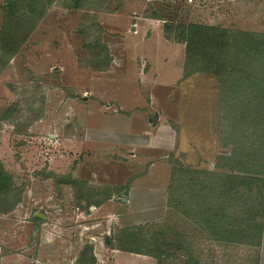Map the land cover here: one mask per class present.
I'll list each match as a JSON object with an SVG mask.
<instances>
[{
	"label": "rangeland",
	"instance_id": "1",
	"mask_svg": "<svg viewBox=\"0 0 264 264\" xmlns=\"http://www.w3.org/2000/svg\"><path fill=\"white\" fill-rule=\"evenodd\" d=\"M239 30L250 32L242 36L254 51L264 49V0H0V49L15 50L0 53V158L12 174L0 163V228L18 239L11 249L41 250L42 261L53 254L57 264H260L264 184L235 175L233 188L226 186L233 191L211 189L214 176L179 163L173 132L162 131L164 123L178 129V93L189 70L215 81L218 111L210 121L219 130L233 125L227 137L232 134L237 145L241 124L257 131L264 67L234 64L242 54ZM152 37L184 41L179 51L170 45L178 56L169 55L164 71L169 77L182 66L181 52L184 75L163 86H156L154 70L149 74L145 44ZM235 74L248 76L249 103L255 102L244 116L241 92L237 98L228 86ZM127 88L136 92L135 106L115 111ZM156 113L161 125L151 134ZM99 114H134L126 122L134 131L128 126L106 140L98 124L107 121ZM140 122L146 132L138 130ZM153 146L170 150L176 177L171 172L168 204L166 192L156 193L153 185L150 193L139 190L132 206L123 205L131 181L149 172ZM194 178L199 186L190 188ZM151 179L163 181L161 170ZM48 232L52 239L43 244Z\"/></svg>",
	"mask_w": 264,
	"mask_h": 264
},
{
	"label": "crops",
	"instance_id": "2",
	"mask_svg": "<svg viewBox=\"0 0 264 264\" xmlns=\"http://www.w3.org/2000/svg\"><path fill=\"white\" fill-rule=\"evenodd\" d=\"M141 18H149V17L141 16ZM137 23H138V26L140 27L141 22H139L138 20ZM134 28L135 26H131V29H134ZM148 29H146L145 31L146 32L149 31ZM137 30L138 32L140 31L139 28ZM150 30H152L153 32V28ZM157 34L158 32H156V35ZM245 34L249 35L250 32L247 30H241V31L239 30L236 32V45L237 47L238 46L240 47L242 54H241V59L235 58L234 64L236 65V62L239 61L241 62L240 63L241 66H242V62H246V64L249 65L248 63L251 61L254 66L256 64L258 67L259 66L264 67V49L254 51L253 47L247 42H245L246 39L243 38V36H246ZM154 35L155 33L153 34V36ZM155 37H152L151 39H147L148 42L145 44L146 45L145 49H149V50L151 49L150 50L151 53L149 54V56L152 57L151 59H149L151 68L149 69L150 72L149 71L148 72L150 74L151 70H154L155 72L154 74H157L156 76H154L156 79V86H159V85L163 86L164 84L172 83V81H174L175 78L179 77L180 74H182V76L184 75L183 64L185 61L182 60L183 54L181 52H179V57L177 59L180 62V66L181 65L182 66L181 67L179 66L180 67L179 69L172 68L173 74L169 77H166V75L164 74L165 68L167 67L166 63L169 60V55H171V53L174 52L175 53L174 56L175 55L178 56V53H176L175 50L178 49L179 51L180 50L179 47L180 45L184 43V41L183 43L182 42L173 43L176 45L175 46L167 38L163 37V40H158ZM170 45H173V47H175V50ZM164 49H167V51L164 52ZM244 52L246 53V55L243 54ZM246 56L251 59L247 58ZM243 58H246V59H243ZM191 66L193 67V65ZM261 72L263 73L262 74L263 76H261L262 80H259V81L263 84V87H264V70ZM189 74H190V70L185 72L186 77H184L185 78L184 79L185 82L183 83L184 87L182 88L181 92L178 93L179 98L177 101V108L179 107L178 109L179 113L177 115L178 122L176 123L178 125L177 126L178 129L174 130L171 125H168V124L165 125V123L163 124L164 128H162V131L165 132V134L166 133L171 134L173 132L172 135L175 138L174 143L172 144V146H174L173 150L174 148H176L177 155L178 157H180V158L178 157H175V158L184 167L189 166V168L200 171V172L202 170H204L205 172L209 171V174L213 176H219L221 179L222 177H226L227 175L229 176L237 175V176H245L248 178H256V179H259L260 182L264 184V119L262 120L259 118V107L260 105L262 107L263 102H264V99H263L264 95L261 96L262 94H264L263 90H260V92L258 93L260 95L257 96V102H256L257 104V126H258L256 128L257 131L255 129L251 130V128L244 123L241 124L240 138H242V143L240 145L238 143L237 145V143H235L233 140L232 134H231V137L229 135L227 137V131H228L227 124L225 125V127L221 126L222 129L219 130L220 126L216 127L213 124V122L210 121L212 119L213 114H217L216 111H218L216 109L215 103L217 101V94L219 93V89L217 90L215 83H214L215 81L211 78V75L209 77L207 73L199 72V71H194L190 75ZM205 77H208L210 79V80L208 79V86L206 85L207 78ZM244 79H242V76L240 77V75L235 74L233 79L229 80V85H228L229 88H232L231 91L235 92L237 98L239 96L238 95L239 92H241V96H240L241 103L239 104V108H241L242 116H244L245 113L249 114V107H253L255 103V102H252L251 104L249 103L252 96L250 94L249 89H247L244 83H247L249 85L250 80L248 76H245ZM189 80L192 81L194 85L193 84L187 85L186 83ZM185 87L187 89L190 88V90H192V92L188 90L189 93H191L190 98L192 99L191 101L188 102V104L185 98V94H186ZM231 91L229 93H231ZM123 93H126L128 95L126 97H123L122 96ZM134 93L136 92L134 91ZM134 93L131 92L129 88L122 89L120 95H121V98H124L123 99L124 101L120 104L121 105L120 107L118 106L115 107V111L119 112V110H128V108L131 109L133 106H135L137 99L135 98ZM181 93L183 94V98H182ZM245 98H248L246 103H244ZM111 106L112 104L110 102L107 103L108 108H110ZM119 115L117 114V116ZM99 116H101L104 121L105 120L107 121V123L105 122V123L98 124L99 128H102L104 132L102 135L103 137H105L106 140L108 139L109 136L111 137L113 136L112 134L117 133L121 130L128 131L126 130L128 126L131 127L130 125H128L131 121L130 118L137 117L136 115L134 116V114L133 116H129V117L126 116V117H119V118H113V119H110V117L104 116V114L103 115L99 114ZM161 116L162 115H160L159 113H156L153 119L150 118V120H152L153 123L151 125L152 126L151 129L147 131L148 133L150 132L151 134H153L155 131V128L161 125L160 124ZM242 116H241V121H242ZM98 119H101V118H98ZM143 122L145 123L144 120ZM144 123L140 122L137 124L138 130H141V132L142 131L146 132L145 126H143ZM123 126H126V127H123ZM133 129L134 128H132V130L128 132L132 133V131H134ZM229 129L233 133V125L232 127L229 126ZM186 131H188L187 134H186ZM197 134H199V139L197 137ZM108 140L111 141V139H108ZM176 141L178 142L177 147H175ZM169 143H170V140L167 141V145ZM125 144H131V143L128 142ZM186 144L194 148V150L197 152V157L192 155L191 149H188ZM149 150L151 151L149 155L153 157L151 168L148 173L137 176L131 181V183L129 184V189H128V192H129L128 201L126 198H120V202L124 203L123 205L132 206V204H134L136 199H138V196H137L138 191L142 189V190H148L150 193L149 189L153 185L157 186L156 193L159 191L166 192V195H167L166 202L167 204L169 202L168 197L170 195V184L169 183L171 180V172L173 174L172 179L174 180V178L176 177L175 172L173 171L174 168L171 167V164L168 160L170 152L169 153L167 152L170 150L166 149L165 146L164 147L163 146L161 147L153 146L149 148ZM156 152L159 153L160 156H158ZM155 153H156V157H154ZM0 161L4 169L9 173V175H12L11 172L8 171L7 166L5 165V162L1 158H0ZM248 162L258 163V165H260L261 163V166H262L261 170L255 171L253 170L255 167L249 168L248 166H246ZM159 169L161 170V173L163 174V181H161L160 183L158 182L154 184L151 178L153 177V172ZM177 178L180 179V176H178ZM159 184L161 188L158 186ZM196 186H199V184L196 181H194L192 186H189V187L195 188ZM222 191L231 192L228 190V188H226V186H224L223 189H221V192ZM12 211L13 210L9 212H12ZM6 214H3V215H6ZM1 221L2 220L0 219V224H1ZM5 233L6 232H3V230L0 228V264H57V261L54 260L55 256L53 254H51L48 258L46 256V260H47L46 262L42 261V259L45 258V256H43V253L41 250L33 251V252L27 251L26 249L12 250L11 247L14 246L13 242L17 244L18 239L14 238L13 240V238H11V235H13V233L11 234H5ZM50 234H51L50 232H48V234H45V237H44L45 242H43V244H47L46 240L51 241L52 238L50 237ZM40 236H41V233H40ZM260 236H261L260 240L262 243V248H261L262 256H261L260 264H264V195H263V224H262ZM22 240H23L22 245H25L26 241H25L24 236H22ZM50 244H52V242ZM3 245H5V248L7 249H4ZM41 246L42 244L40 242L39 247Z\"/></svg>",
	"mask_w": 264,
	"mask_h": 264
},
{
	"label": "trees",
	"instance_id": "3",
	"mask_svg": "<svg viewBox=\"0 0 264 264\" xmlns=\"http://www.w3.org/2000/svg\"><path fill=\"white\" fill-rule=\"evenodd\" d=\"M43 15V14H42ZM4 50H6L5 48H3ZM3 49H0V53H4V50ZM6 51H8V50H6ZM9 52V51H8ZM13 53H15V50H12V51H10L9 52V54H11V56L13 55ZM11 56H9L8 55V57H7V60L10 58L11 59ZM247 57V56H246ZM247 58H249V57H247ZM9 59V60H10ZM243 59H246V58H243ZM1 163V162H0ZM3 166V165H2ZM4 168V167H3ZM196 172H199V173H201L200 171H197V170H195ZM234 177H235V175H227L226 176V178H227V180L226 181H223L219 176H214V177H209V179L212 181V182H216V184L217 185H212L211 186V189H219V190H221V189H223V187L224 186H230L232 183H233V180H234ZM198 179V178H197ZM196 178L194 179V181H196L197 180ZM199 180H200V184H201V187H203V186H205L206 184H205V178L204 179H201V174H200V178H199ZM199 180H198V182H199ZM246 180V178H244V181ZM253 180H256V178H253ZM259 180V179H258ZM197 182V181H196ZM197 182V183H198ZM199 184V183H198ZM238 184H241V187L242 186H244V184H243V182H239ZM245 185L247 186L248 185V183H247V181H245ZM233 184L231 185V187L233 188ZM228 190L229 191H233V190H230L229 188H228ZM132 237V236H131Z\"/></svg>",
	"mask_w": 264,
	"mask_h": 264
}]
</instances>
